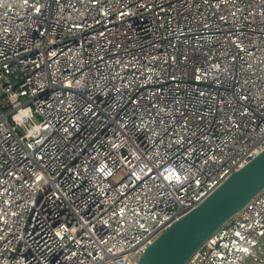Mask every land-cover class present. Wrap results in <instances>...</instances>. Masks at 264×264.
I'll return each mask as SVG.
<instances>
[{"label":"built area","instance_id":"1","mask_svg":"<svg viewBox=\"0 0 264 264\" xmlns=\"http://www.w3.org/2000/svg\"><path fill=\"white\" fill-rule=\"evenodd\" d=\"M0 264H138L264 149V0H0ZM189 264H264V189Z\"/></svg>","mask_w":264,"mask_h":264},{"label":"water","instance_id":"2","mask_svg":"<svg viewBox=\"0 0 264 264\" xmlns=\"http://www.w3.org/2000/svg\"><path fill=\"white\" fill-rule=\"evenodd\" d=\"M263 189L264 149L157 236L138 264H189L205 242Z\"/></svg>","mask_w":264,"mask_h":264}]
</instances>
